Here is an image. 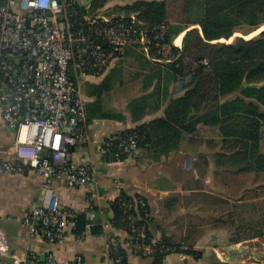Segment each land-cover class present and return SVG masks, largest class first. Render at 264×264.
Masks as SVG:
<instances>
[{
	"label": "built area",
	"instance_id": "built-area-1",
	"mask_svg": "<svg viewBox=\"0 0 264 264\" xmlns=\"http://www.w3.org/2000/svg\"><path fill=\"white\" fill-rule=\"evenodd\" d=\"M89 1L0 0V118L14 134L12 142L0 148V173L33 171L46 181L24 222L32 236L49 243L69 236L83 239V233L72 230L75 214L59 206L48 184L52 177H64L69 188L94 182L92 164L73 156V150L89 140L82 80L102 76L127 48L157 62L173 61L172 47L182 49V39L176 43L177 36L170 43H160L168 35L167 23L144 27L135 14L79 17L75 4ZM152 49L161 58L151 57ZM119 132L102 141L106 165L125 161L139 148L136 132L125 136ZM91 198L96 199V194ZM146 204L142 195L124 203L127 209L141 208L148 219ZM94 205L91 202L87 213L90 211L93 222L101 221V212ZM127 220L126 231L135 237L131 245L152 255L160 237L153 234L146 244L139 242L146 237V223L137 224L140 218L132 214ZM107 255L112 264H123L112 238L107 241ZM10 264H83V259L77 255L69 263H59L47 254L41 261L30 252Z\"/></svg>",
	"mask_w": 264,
	"mask_h": 264
},
{
	"label": "crops",
	"instance_id": "crops-1",
	"mask_svg": "<svg viewBox=\"0 0 264 264\" xmlns=\"http://www.w3.org/2000/svg\"><path fill=\"white\" fill-rule=\"evenodd\" d=\"M135 53L139 52L127 48L120 62L121 66L127 54ZM116 67L113 64L102 76L89 79H93L96 85L101 84L103 90L118 69L122 72L121 67ZM146 69L141 67L136 73L141 78L137 95L152 91L153 87L143 89V74ZM173 86V83L169 86L171 97L176 96L173 95L176 92ZM161 93L157 102L153 101L143 114L132 112L129 97L123 103L117 102L114 107L113 102L112 106L105 102V96L100 102L101 95L100 98L96 95V111L92 113L87 108L89 140L76 147L73 156L86 159L92 164L94 182L87 186L69 188L64 177H52L48 181L55 191L59 206L70 209L75 214L71 218L74 222L73 231L77 215H85L82 240L69 236L60 242L49 243L41 237L32 236L24 219L37 202L41 187L46 181L33 171L0 173V263H14L20 255L33 252L41 261H44L47 254H52L59 263H69L78 255L82 257L83 264H112L107 255V241L112 238L123 249L127 264H156L152 255L141 254L138 248L131 245V238L126 231L108 223L112 212L105 209L106 203L116 198L121 191L129 195L139 194L146 199L150 212L149 228L154 235L160 238L165 236L174 243H180L181 247H192L199 254L196 258L185 252H170L158 264L238 262V253L242 250L233 245H239L244 238L233 235L239 238L234 243L230 240V233H240L237 219L248 199H242L243 195L239 196L242 190L238 191L237 188L230 196L229 174L237 175L232 180L238 179V184L242 182L239 174L242 175L245 171L241 172L230 166L228 158L223 157L221 135L217 128L199 126L195 133L183 136L176 150L159 158H155L149 149L138 148L125 161L112 165L103 162L100 147L105 137L164 116L168 102L167 97L163 100L165 96L162 86ZM83 97L86 106L89 101L94 100L91 95L83 94ZM95 116L96 125L104 129L98 135L91 129L92 118ZM13 137L12 130L0 118V148L8 146ZM225 153L227 154L226 151ZM252 173L259 176L257 178L260 180L264 179V173ZM99 174L111 176L113 186L117 188L116 193L107 194L106 185L96 179ZM257 178L254 185L258 184ZM92 193L96 194V199L91 198ZM91 202L98 206L96 210L101 212V221L93 222L90 219L91 213L87 211ZM230 222L235 224L233 228L230 227Z\"/></svg>",
	"mask_w": 264,
	"mask_h": 264
},
{
	"label": "trees",
	"instance_id": "trees-1",
	"mask_svg": "<svg viewBox=\"0 0 264 264\" xmlns=\"http://www.w3.org/2000/svg\"><path fill=\"white\" fill-rule=\"evenodd\" d=\"M105 1L90 0L89 4L76 3L75 7L79 17H84L90 14L88 8H101ZM183 5L188 16L194 18L187 19L183 28L169 23L165 0H135L128 6L125 15L135 13L144 27L168 24V35L160 43H170L184 29L186 31L182 49H171L170 56L175 57L173 61L161 65L152 60L149 64L151 60L142 56L148 63L143 74V89L153 88L129 102L132 112L143 114L153 101L157 102L162 86L163 100L167 97L168 102L164 116L121 130L118 134L125 136L136 132L137 146L149 149L155 158H159L176 150L183 136L195 133L199 126L217 128L221 135L222 155L228 158L230 166L241 172L264 173L261 146L264 138V30L246 38L264 25V0H183ZM191 26L197 27L189 28ZM237 30L241 31V36H236L231 42L221 41L231 38ZM150 54L153 58H161L156 49H152ZM187 75L191 78L182 83L181 93L171 97L169 86L183 81ZM244 82L252 86H246ZM132 196L136 195L121 191L116 198L107 201L105 209L112 212L108 223L126 231L127 216H139L137 224L145 222L147 227L146 237L139 242L146 244L153 236L149 228L150 218L146 219L139 207L138 211L134 206L127 209L124 203L131 201ZM93 207L98 208L97 205ZM146 209L149 211L148 204ZM85 223V215H77L74 231L83 233ZM126 232L132 242L135 237ZM230 240L235 243L239 238ZM181 246L161 236L152 253L154 262L160 263L170 252H185L199 257L192 247L182 250ZM138 251L142 254L140 248ZM118 252L123 256L122 263L127 264L119 246Z\"/></svg>",
	"mask_w": 264,
	"mask_h": 264
},
{
	"label": "rangeland",
	"instance_id": "rangeland-1",
	"mask_svg": "<svg viewBox=\"0 0 264 264\" xmlns=\"http://www.w3.org/2000/svg\"><path fill=\"white\" fill-rule=\"evenodd\" d=\"M135 0H106L104 5L101 8L96 9V7L88 8L89 16L95 15V14H125L128 6L132 4ZM167 3V10H168V20L169 23H172L174 25H178L180 27L186 26L187 19H194L193 16L189 17L188 13L185 11V7L183 5V0H165ZM89 4V2L85 3ZM135 14V13H133ZM197 27V26H191ZM185 30V29H184ZM182 31L180 34H178L177 43L180 42L181 39H183V36L185 34V31ZM264 30V25H262L258 30L250 33L246 38L252 37L256 35L259 31ZM242 33L240 30H237L234 32L231 38L228 40L221 39V41L231 42L236 36H241ZM135 55V58H134ZM144 55H141L139 53L135 54H127L124 59H126L122 66L121 61L122 58H116L113 62V64H116V68H122L121 70L118 69V72L112 77L109 81V83L105 86L103 90H101V84L96 85L95 81L93 79L84 78L80 84L82 93L85 95H91L94 97V100L89 101L88 109L90 107L92 113L96 111V95L100 98V102H102V97L105 96V102L112 106V102L114 104V107L116 103H123V100L125 101L126 98L133 99L136 97H139L140 95H137L138 86H140V79L137 77V72H139V69L146 68V65L148 63L142 62L144 58L142 57ZM134 60V61H132ZM149 61V60H148ZM152 63V61L149 62V64ZM166 62H160L162 65ZM117 70V69H116ZM142 73V72H141ZM138 76L141 77V74ZM190 75H187L183 78L186 79V83L190 80ZM183 81L181 80L179 83L175 84L173 86V90L176 89V92L173 93V95H179L181 93V87H182ZM97 89V91H96ZM112 107V108H114ZM92 124L91 129L95 132V134H100L104 129L96 125V116L92 118ZM261 146L264 151V138L261 141ZM110 172V171H108ZM242 179V182L236 184V181L238 179L232 180V178H235L237 175L229 174L230 177V196H232V191H234L235 188H237L239 192V196H242V199H248V202H244V208L240 209V214L237 220H239L238 226L240 228V233H230L232 238H234L236 235H239L237 237L244 238V241L240 243L239 245H233L234 247L241 249L242 252L238 253V264H253V262H261L264 263V179L260 176L262 180H260L259 176H256L255 174L251 173H243L242 175L239 174ZM238 175V176H239ZM256 178L258 180V184L254 185L253 183L256 182ZM97 181H100L104 183L107 187V194L116 193L117 188L113 186V180L108 176L105 175H97L96 176ZM244 192V193H243ZM231 198V197H230ZM255 199V200H252ZM256 203V204H253ZM259 210V212H258ZM259 215V216H257ZM260 220H259V219ZM235 224H232L230 222V227H234ZM238 228V229H239ZM238 229H235L238 231ZM235 235V236H233ZM235 237V238H237ZM247 238V239H245ZM184 249L185 248L184 246ZM234 263V264H237Z\"/></svg>",
	"mask_w": 264,
	"mask_h": 264
},
{
	"label": "water",
	"instance_id": "water-1",
	"mask_svg": "<svg viewBox=\"0 0 264 264\" xmlns=\"http://www.w3.org/2000/svg\"><path fill=\"white\" fill-rule=\"evenodd\" d=\"M243 84L246 85V86H252V85H247L245 82Z\"/></svg>",
	"mask_w": 264,
	"mask_h": 264
},
{
	"label": "bare ground",
	"instance_id": "bare-ground-1",
	"mask_svg": "<svg viewBox=\"0 0 264 264\" xmlns=\"http://www.w3.org/2000/svg\"><path fill=\"white\" fill-rule=\"evenodd\" d=\"M178 36H179V35H178ZM178 36H177V38H176V43H177Z\"/></svg>",
	"mask_w": 264,
	"mask_h": 264
}]
</instances>
